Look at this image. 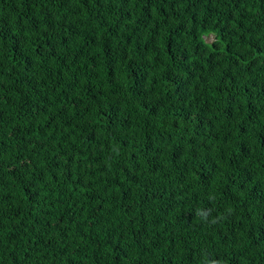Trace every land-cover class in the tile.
Wrapping results in <instances>:
<instances>
[{
    "label": "trees",
    "instance_id": "trees-1",
    "mask_svg": "<svg viewBox=\"0 0 264 264\" xmlns=\"http://www.w3.org/2000/svg\"><path fill=\"white\" fill-rule=\"evenodd\" d=\"M214 262L264 264V0H0V264Z\"/></svg>",
    "mask_w": 264,
    "mask_h": 264
},
{
    "label": "rangeland",
    "instance_id": "rangeland-1",
    "mask_svg": "<svg viewBox=\"0 0 264 264\" xmlns=\"http://www.w3.org/2000/svg\"><path fill=\"white\" fill-rule=\"evenodd\" d=\"M206 39L209 41H212L214 39V35L211 34V35L207 36Z\"/></svg>",
    "mask_w": 264,
    "mask_h": 264
},
{
    "label": "clouds",
    "instance_id": "clouds-1",
    "mask_svg": "<svg viewBox=\"0 0 264 264\" xmlns=\"http://www.w3.org/2000/svg\"><path fill=\"white\" fill-rule=\"evenodd\" d=\"M208 215V213H202V216L206 217ZM213 223H215V221H213ZM215 264V262H214Z\"/></svg>",
    "mask_w": 264,
    "mask_h": 264
}]
</instances>
